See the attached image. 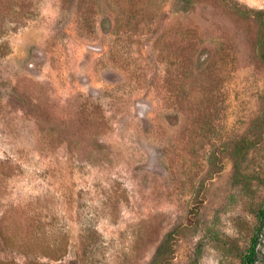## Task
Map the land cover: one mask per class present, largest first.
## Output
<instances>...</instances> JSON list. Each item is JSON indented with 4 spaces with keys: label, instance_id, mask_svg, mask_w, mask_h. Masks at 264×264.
Segmentation results:
<instances>
[{
    "label": "rangeland",
    "instance_id": "374dc122",
    "mask_svg": "<svg viewBox=\"0 0 264 264\" xmlns=\"http://www.w3.org/2000/svg\"><path fill=\"white\" fill-rule=\"evenodd\" d=\"M262 28L225 0H0V260L150 264L174 231L168 264H240L258 229L264 264Z\"/></svg>",
    "mask_w": 264,
    "mask_h": 264
},
{
    "label": "trees",
    "instance_id": "16d2710c",
    "mask_svg": "<svg viewBox=\"0 0 264 264\" xmlns=\"http://www.w3.org/2000/svg\"><path fill=\"white\" fill-rule=\"evenodd\" d=\"M229 2V5L234 8V10L245 18L252 17L254 20H257L258 23L263 27L261 31L258 33L256 37V45L259 48L258 57L264 62V11L253 9L249 7H243L238 3H234L232 0H225ZM185 2H189V0H185ZM259 227L264 224V207L260 208L255 215ZM259 230L255 231L254 236L251 238V244L247 248V250L240 256V264H254L258 258L256 246H257V238H258ZM39 237V236H37ZM0 239L4 240V245L6 247H10L12 244L9 241L11 238H6L2 231H0ZM174 240H175V232L171 231L167 234V236L162 240V242L157 247L155 254L151 260L150 264H168L170 258L174 253ZM30 247L19 245V248ZM32 248V247H31ZM33 249V248H32ZM29 250V249H28ZM52 257L55 260H58L62 257L63 253H61V249L57 246H54L51 249ZM0 264H18L14 259H4L0 260ZM24 264H46L44 261L40 259H28Z\"/></svg>",
    "mask_w": 264,
    "mask_h": 264
}]
</instances>
